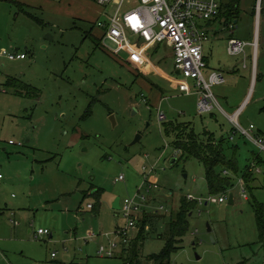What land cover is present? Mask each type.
<instances>
[{
  "label": "rangeland",
  "instance_id": "374dc122",
  "mask_svg": "<svg viewBox=\"0 0 264 264\" xmlns=\"http://www.w3.org/2000/svg\"><path fill=\"white\" fill-rule=\"evenodd\" d=\"M18 2L0 0V51L27 54L14 61L0 55V264H264V219L258 214L260 208L264 214V163L255 161L264 153L240 133L226 148L240 172H229L234 186L223 193L225 202L193 204L180 248L165 263L148 258L163 249L189 194L212 196L203 164L174 150L159 113L192 124L197 133L231 137L234 110L227 102L239 103L248 93L239 122L264 136V0H238L234 15L205 23L210 68L226 76L214 88L224 111L205 115L198 112L197 93L179 91L183 79L167 42L147 51L144 65L104 46L98 21L112 7L97 0H25L29 6L21 11ZM230 37L258 44L256 55L247 48L248 68L244 57L228 53ZM9 77L35 91L18 95L6 85ZM248 165L255 179L243 186ZM152 166L159 188L147 193L150 204L124 243L116 230L126 220L114 201L134 197ZM96 189L102 190L101 202L92 195ZM40 228L52 237L37 238ZM113 241L115 255L102 256L100 246ZM135 242L139 256L132 253Z\"/></svg>",
  "mask_w": 264,
  "mask_h": 264
},
{
  "label": "built area",
  "instance_id": "2783aa9c",
  "mask_svg": "<svg viewBox=\"0 0 264 264\" xmlns=\"http://www.w3.org/2000/svg\"><path fill=\"white\" fill-rule=\"evenodd\" d=\"M97 2L103 8L112 7L111 10L104 9L102 12L104 20L98 21V27L104 31L101 38L104 46L109 47L115 53L124 51L130 55L131 61L144 65L149 62V57L146 56L147 51L156 49L167 42L174 55L175 69L181 73L183 79L180 82L179 91L182 94L197 93L199 95L197 107L201 115L211 114L215 108L224 111L214 88L226 83V76L217 70L206 74L209 64L204 50L208 40L205 23L219 16L222 0H97ZM257 9L260 13V4ZM249 46H252L256 51L258 44L230 37L227 50L231 56L244 57V67L248 68L246 61L249 58L247 54ZM0 55L12 61L27 58V54L24 52H11L7 49L0 51ZM252 73L256 78V57L252 60ZM189 80L194 81L192 86L189 84ZM142 97L146 100L144 94ZM243 108L229 115L235 124L234 134L230 139L233 140L234 135L240 133L264 153V136L259 132L255 134V125L251 124L249 128H245L239 122L238 118ZM159 118L161 121H167L164 112L159 113ZM10 143L13 144L14 141L11 140ZM155 170V166H152L147 172L144 171L143 181L135 196L126 197L121 201L120 211L126 224L124 227H119L116 233L123 238L124 243L128 242V231L137 227L142 213L150 204L151 199L147 193L159 188L156 179H152V175H150ZM249 171L254 172V167H251ZM225 173L229 175L228 170H225ZM1 178H3L2 174H0ZM124 179V175L118 178L121 181ZM240 183L243 186L246 185L244 179H241ZM243 194L245 199H248L245 189ZM187 198L189 201H196L200 206L212 201L223 203L226 199L223 193L218 194V197L212 195L209 198L189 194ZM93 207V203L88 204V208ZM14 223L17 224V222ZM48 234H50L49 230L40 228L36 237ZM262 241L264 244V233ZM117 246L115 241L111 242L108 247L101 245L99 253L102 256L113 257L114 249Z\"/></svg>",
  "mask_w": 264,
  "mask_h": 264
},
{
  "label": "trees",
  "instance_id": "16d2710c",
  "mask_svg": "<svg viewBox=\"0 0 264 264\" xmlns=\"http://www.w3.org/2000/svg\"><path fill=\"white\" fill-rule=\"evenodd\" d=\"M237 5L238 0H231L227 6L221 5V11L218 17L234 15L235 12L238 11L236 9ZM6 85L12 87L16 93L21 96L29 97L32 92L35 91V87L32 84L16 77H9ZM163 122L165 133L167 136L173 138L174 150L182 154V156L196 158L203 164L210 194L218 195L225 193L229 188H233L234 184L232 177L228 176L225 170L238 174L240 169L238 161L236 159H229L226 155V148L230 146V137L223 136L219 139L211 132H205L203 134L197 133L190 123H181L174 120ZM255 161L256 163H264V158L259 154L256 155ZM250 168L251 167L248 165L242 176L247 185L255 179L254 172L249 171ZM102 194L101 189H96L92 193L99 202L102 201ZM193 204L195 205L198 203L196 201H189L188 199L181 203L176 217L174 216L172 218V222L168 228V238L163 249L159 254L149 255L148 258L150 260L160 259L165 263L166 260L170 259L173 252L180 248L178 244L186 230V225L184 226L183 224L187 222V218L192 212ZM96 206L94 205L93 209H95ZM258 214L259 220L262 222L264 219L262 208L259 209ZM145 220L146 219H144V221ZM142 237L143 236L139 237V239H142ZM137 246L138 242L132 245V253L139 256L136 252Z\"/></svg>",
  "mask_w": 264,
  "mask_h": 264
},
{
  "label": "crops",
  "instance_id": "0c3cea01",
  "mask_svg": "<svg viewBox=\"0 0 264 264\" xmlns=\"http://www.w3.org/2000/svg\"><path fill=\"white\" fill-rule=\"evenodd\" d=\"M6 1H13V0H6ZM22 2H18L19 4V8H20V10L21 11H26V7H27V3L25 2V0H21ZM29 6V5H28ZM261 7V6H260ZM257 11V10H256ZM102 30V34L104 33V31H103V29H101ZM103 36V35H102ZM244 41H247V40H244ZM249 42V41H248ZM227 43H228V40H227ZM206 44V43H205ZM204 50H205V46H204ZM255 55H256V51H255ZM205 57L207 58V61H208V64H209V57L205 54ZM24 60V59H23ZM156 68H157V66H156ZM174 69H175V66H174ZM176 70V69H175ZM212 70H217V71H221V72H223L224 74H225V71L223 70V69H212V68H210V65H209V67H208V69L206 70L207 72H206V74H209ZM179 72V71H178ZM233 73H234V75H232V76H235V72L236 71H232ZM181 74V73H180ZM139 75H141V76H143L144 77V80H145V82H147L146 80H147V77L146 76H144L143 75V73L141 72V73H139ZM257 75V74H256ZM252 76V75H251ZM234 79H235V77H234ZM255 80H256V78H254L253 77V79H252V81H253V83H255ZM219 96H222L223 97V99H224V101H225V99H227V96L226 95H221V94H218ZM248 98H249V94L247 93L242 99H241V101L239 102V103H230L229 101H228V99H227V105H228V107H230V109H233L234 111H233V113L232 114H234V113H236L239 109H241V108H243L244 106H245V104L247 103V100H248ZM212 114V113H211ZM95 191V190H94ZM94 208V207H93ZM93 208H90V209H93ZM50 237H52V235H50Z\"/></svg>",
  "mask_w": 264,
  "mask_h": 264
},
{
  "label": "water",
  "instance_id": "95a60500",
  "mask_svg": "<svg viewBox=\"0 0 264 264\" xmlns=\"http://www.w3.org/2000/svg\"><path fill=\"white\" fill-rule=\"evenodd\" d=\"M112 120L115 122V116H113V115H112ZM141 137H142V135H140V134L137 135L136 139L134 140V143L139 142L140 139H141ZM229 203H230V204H233V203H234V195H233V193L230 194V197H229ZM113 207H114V209L117 210V211L121 209V198H120V197H117V198L115 199L114 204H113ZM209 230H211V229L209 228Z\"/></svg>",
  "mask_w": 264,
  "mask_h": 264
}]
</instances>
